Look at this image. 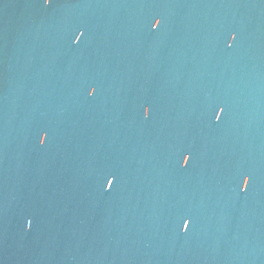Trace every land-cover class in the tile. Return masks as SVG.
Segmentation results:
<instances>
[{
  "label": "water",
  "instance_id": "95a60500",
  "mask_svg": "<svg viewBox=\"0 0 264 264\" xmlns=\"http://www.w3.org/2000/svg\"><path fill=\"white\" fill-rule=\"evenodd\" d=\"M0 264H264V0H0Z\"/></svg>",
  "mask_w": 264,
  "mask_h": 264
}]
</instances>
